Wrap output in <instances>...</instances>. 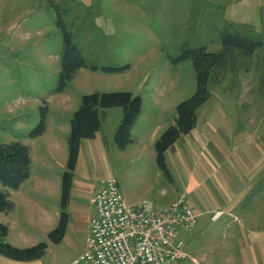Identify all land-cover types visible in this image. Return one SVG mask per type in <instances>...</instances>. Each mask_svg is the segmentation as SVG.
I'll return each mask as SVG.
<instances>
[{
	"label": "rangeland",
	"instance_id": "rangeland-1",
	"mask_svg": "<svg viewBox=\"0 0 264 264\" xmlns=\"http://www.w3.org/2000/svg\"><path fill=\"white\" fill-rule=\"evenodd\" d=\"M60 20L85 63L63 90L60 72L65 36ZM236 33L262 46L253 55L237 47L225 48V35ZM203 47L222 55L220 64L211 70V96L198 111L197 126L208 140V145H203L211 152L215 138L222 137L225 150L231 149L228 155L234 166L236 163L239 169H247L241 155L249 154L253 164L263 159L264 171V0H55V5L49 0H0V143L21 142L35 157L31 168L34 178L25 195L17 198L12 212L1 214L0 221L11 228L5 242L21 248L29 247L27 241L48 243L49 233L59 225L61 213L66 211L62 197H50L44 187L53 190L57 184L62 185L68 159L60 164L57 147L63 141L67 144L71 119L84 95L131 92L142 98L146 112L162 115L167 123L177 116V105L197 89L193 61L183 58L185 50ZM43 115L45 132L33 137L32 131ZM105 132L109 133L106 124L102 133L107 137ZM107 138L106 155L84 160L75 168L79 182L100 187L101 179L115 177L131 198L150 201L156 208L155 203L168 202L172 197H177L176 201L182 195V180L193 167L190 162L187 167L181 164L179 153H165L173 179L169 181L156 155L146 149L148 138L132 151L116 147L115 133ZM207 157L211 156L201 158L204 168H196L201 176L214 172ZM260 184L264 186V180ZM223 187L229 190V183L223 182ZM256 195L255 189L246 197V204H252L247 210L260 206L256 210H260L262 219L256 217L255 210L247 224L261 230L264 192ZM71 206L79 207L72 214L74 220L93 210L85 203ZM53 215L57 224L44 226L43 219L48 221ZM226 220L213 222L211 215L202 216L196 228L182 231L180 238L190 257L174 264H243L245 260L241 259L225 262L221 257L216 261L207 258L220 249L226 237ZM78 238L70 231L46 252L45 264L75 260L82 245Z\"/></svg>",
	"mask_w": 264,
	"mask_h": 264
},
{
	"label": "crops",
	"instance_id": "crops-1",
	"mask_svg": "<svg viewBox=\"0 0 264 264\" xmlns=\"http://www.w3.org/2000/svg\"><path fill=\"white\" fill-rule=\"evenodd\" d=\"M157 101L159 102L161 100L158 99ZM154 103L155 102H152V105ZM172 104L170 105V107L172 106ZM151 111L152 110H147L146 112V110H144V106L142 107L141 114L139 115L135 125L131 130L133 141L130 145L123 149V151H132V147L138 146L139 144L142 145V142L146 141L148 138L149 144L146 145V149L148 151L150 150L149 152L156 155V150L153 151L152 147L154 146L155 148V144L159 139L158 136L160 134V131L167 128L169 124H172L173 122L175 123L176 117L166 123L164 122V119L160 117L162 115L159 114V117H156V113ZM122 116L123 109L120 110V107L107 108L101 112V127L96 133L95 137L92 139H83L81 141L76 169L79 168L80 163L84 160L87 162L89 158L98 159L100 158V156H102V154L106 155L104 144L110 140L109 138H107L108 136H114L115 130L119 125ZM104 124L109 127V133L105 132L107 137L102 133ZM70 131L71 128L67 131V140ZM201 132L203 133V130L201 128H198V126L196 125L193 131H191L189 134L181 136V138L175 143L173 148L169 149L167 152L171 151L173 154L179 153L180 157L182 158L181 164L185 165V167L189 165L188 162L192 164L193 169L191 170L188 168L185 173L186 175L182 180V194H186L188 203L193 211L198 215V218L211 215V220L213 222H218L223 220V218H227L225 222L226 224L224 226V229H227L224 235V237H226L220 245V249L217 250L218 252L216 251L217 253L215 252V255L208 256L207 258L209 260L212 259V261H216L217 258L221 257V259L225 262L231 259H241L243 261L245 260V264H252L253 262H255V264H260L259 261H261L264 264V225H262V229L260 230L259 228L254 229L253 226L247 224L248 219L253 216L255 210L257 208H260V206H256L254 204V206H256V209L254 211H250L247 209L252 204H246V197L249 194L252 195L255 189L257 192L256 196H260L264 192V186L260 184L262 180H264V171L261 168V166H263V163L261 164V162H263V159H260L256 162V164H253L252 158L249 156V154H243L241 155L242 165L247 167V169H239L236 163L234 166V160L228 155L231 149L225 150V148L227 147L225 141L223 142L222 137L218 140L215 138V144H213L214 147L212 149L210 148V151L216 156V159H211L213 154L207 149L208 146L206 147L205 145H203V143L206 144L208 140L206 139V137H202L203 135ZM63 142L60 147H57V160L59 158L62 159L60 161V164H64V162L69 157L68 141L66 144L67 147ZM222 148H224V151H222ZM30 155L32 168L34 165L35 157H33V152L31 149ZM206 155L211 156L210 158L207 157V160L209 164L212 165L211 167L213 168L214 172L206 173V176H201V171L198 172L196 168L200 167V165L201 168H204L203 164H201V158H206ZM75 174L73 176L70 199L67 206L65 207V210L68 214V223L64 237L68 236L70 231H73V235L75 234L79 237L78 239L81 241L82 245L81 248L78 249L79 251L77 255L80 256L86 249V238L90 231V220L95 215V207L91 203V199L100 189L101 185L100 187H98L97 185L96 187L89 185L87 186L86 184L79 182ZM33 178L34 177L31 169V175L29 179H27L18 190H13L10 192V198L15 203V208L17 206V198L25 195L27 186L33 180ZM104 179L106 178L101 179V182ZM223 182L229 183V190L223 187ZM41 184L43 185V183H40V185ZM119 187L127 204L137 205L142 202L139 198H131L126 192L122 190L120 184ZM44 188L48 190L47 194L50 197L55 196L56 194L59 195L58 197H62V185L59 187V184H57V188L55 187L53 190L50 188V186H46ZM85 197H89V199L85 200ZM176 198L172 197V199L170 201L168 200V202L155 204L157 208L164 209L169 207ZM84 203L87 204L88 207L93 208L91 214L87 216L82 215V217H78L77 215L74 220L72 214L77 213L79 211V207L74 209L72 208L73 206L70 207V205L76 204L78 206ZM263 206L264 204L261 205V207ZM257 210L256 217H260V210ZM218 212H222V215L218 219H215L214 215ZM248 213L252 215L248 216ZM1 214L6 215L9 213H0V217ZM43 221H45L44 226H46L47 223V227H52V225L54 226L57 224V218L55 215H53L51 218H48V221H46V219H43ZM10 232L11 228L9 227L8 236H10ZM29 242V247L36 245L35 242L31 243V241H27V243ZM47 244V251H50V248L54 247L53 245H57L51 240ZM25 246H23V248ZM44 258L45 257L43 256L40 259L32 261H15L4 256H0V262L1 264H45ZM193 259L197 260L194 257Z\"/></svg>",
	"mask_w": 264,
	"mask_h": 264
},
{
	"label": "trees",
	"instance_id": "trees-1",
	"mask_svg": "<svg viewBox=\"0 0 264 264\" xmlns=\"http://www.w3.org/2000/svg\"><path fill=\"white\" fill-rule=\"evenodd\" d=\"M55 5V0H49ZM65 46L60 72V90L71 82L77 72L84 67L82 52L71 39L70 33L63 25ZM225 48L237 47L247 55H253L262 46V43L241 36L227 34L224 37ZM183 58L193 61L196 72L197 89L194 95L179 103L176 107L177 116L175 123L170 125L160 136L155 144L156 161L169 181H173L167 167L165 153L173 148L181 136L189 134L195 129L198 120V110L211 96L209 79L211 70L222 61L221 54L210 53L205 47L199 49H186ZM116 71L115 69H110ZM142 98L134 96L131 92L91 93L82 97L80 108L71 119V131L68 137L69 157L66 171L62 179V206L65 208L69 202L73 183L74 170L77 165L80 145L83 139H92L101 127V112L111 107H121L123 116L115 132L114 141L119 149H125L132 143L131 130L142 111ZM45 116L39 126L32 131V136H40L45 132ZM30 149L21 142L0 143V213H10L15 209L10 192L18 190L31 175ZM68 214L61 213L59 225L52 230L48 237L53 243H60L66 233ZM9 234V226L0 222V256L15 261H32L42 258L48 249L46 242H41L30 247H16L5 238Z\"/></svg>",
	"mask_w": 264,
	"mask_h": 264
},
{
	"label": "built area",
	"instance_id": "built-area-1",
	"mask_svg": "<svg viewBox=\"0 0 264 264\" xmlns=\"http://www.w3.org/2000/svg\"><path fill=\"white\" fill-rule=\"evenodd\" d=\"M95 215L90 220L86 249L69 264H174L188 255L182 231L197 227L198 215L182 194L169 207L152 202L126 203L115 177L101 182L92 197ZM222 212L215 214L218 219Z\"/></svg>",
	"mask_w": 264,
	"mask_h": 264
}]
</instances>
